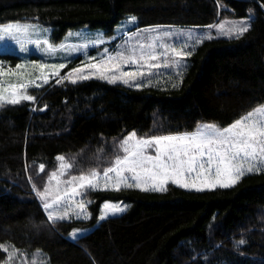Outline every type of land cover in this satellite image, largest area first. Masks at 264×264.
Returning a JSON list of instances; mask_svg holds the SVG:
<instances>
[{
  "label": "trees",
  "instance_id": "obj_1",
  "mask_svg": "<svg viewBox=\"0 0 264 264\" xmlns=\"http://www.w3.org/2000/svg\"><path fill=\"white\" fill-rule=\"evenodd\" d=\"M250 13L243 35L194 46L175 81L54 80L35 102L2 105L0 245L8 252L0 249V264H264V169L205 191L88 190L89 219L52 222L37 195L59 156L73 163L68 176L102 172L131 132L147 139L191 133L204 122L223 128L263 107L264 0H0V24L38 21L53 28L55 41L82 26L111 33L128 15L139 27H209ZM0 58L9 66L21 60ZM108 200L127 210L100 222ZM76 228L91 231L72 238Z\"/></svg>",
  "mask_w": 264,
  "mask_h": 264
},
{
  "label": "snow or ice",
  "instance_id": "obj_2",
  "mask_svg": "<svg viewBox=\"0 0 264 264\" xmlns=\"http://www.w3.org/2000/svg\"><path fill=\"white\" fill-rule=\"evenodd\" d=\"M130 19L132 22L136 20L135 17ZM12 27L9 26L5 31H11ZM219 28L224 30V25L220 24ZM248 28V24L242 23L234 26L226 34L239 36L247 32ZM144 31L157 34L145 36L143 40L136 39L135 43L123 50L115 51L114 54L105 48L100 60L89 58L88 64L74 68L64 76H60V70L66 67L64 63L51 66L39 65L41 69L47 68L49 71L47 73L42 71L35 81H30V86L43 87L53 78H58L55 80L57 84L65 80L75 84L81 80L97 78L111 84L122 83L141 87L143 85L138 81L150 84L147 78L157 75L160 68H170L173 65L179 67L181 60L191 55L190 51L161 43L162 40L171 38L172 33L160 34L157 28ZM140 35L141 33H134L129 39L132 40ZM44 43L48 45L45 51L49 54L63 51L66 47L56 48L47 41ZM92 43L95 45L97 41L93 39ZM99 43L104 41L100 40ZM88 47V43H83L71 51L80 52ZM11 87L14 90L6 99V103L17 104L21 100H35L34 96L27 94L23 83ZM0 90L7 92L8 88ZM3 99L0 97V100ZM262 117H264V108H257L223 128L206 124L191 133L154 136L147 139H137L133 132L120 142L124 155L117 156L111 166L102 172L93 169L87 174L68 176L73 163L64 156H59L57 159L60 163L57 170L48 174L47 186L42 191H38L37 195L43 201L42 206L47 211L48 219L55 222L71 218L70 213L80 218L86 206L82 199L77 200V198L82 197L88 190L100 189L101 182L103 190L111 187L117 191L122 186L136 187L143 191H163L166 190L169 182L179 183L180 187H191L198 191L205 190L206 187H232L245 174L258 172L264 168V118ZM148 149H153L154 154H149ZM39 171L44 172V165L39 166ZM65 176H68V179L65 180ZM222 176L228 177L231 182H220L219 178ZM181 179H189L190 183H182ZM124 210L125 207L120 204L105 203L104 212L99 218L105 219ZM73 236H76V233H73ZM0 249L5 253L8 252L3 245H0ZM8 259L10 260L11 256ZM33 264L36 262L33 261Z\"/></svg>",
  "mask_w": 264,
  "mask_h": 264
},
{
  "label": "rangeland",
  "instance_id": "obj_3",
  "mask_svg": "<svg viewBox=\"0 0 264 264\" xmlns=\"http://www.w3.org/2000/svg\"><path fill=\"white\" fill-rule=\"evenodd\" d=\"M131 17L136 18L135 22L131 21L130 19ZM253 19H254V14L250 13L247 17H243V18H228V17L223 18L220 22L214 25L215 27L169 26V25L139 27V18L135 15H128L127 17L122 19L118 24H116L114 31L111 33H106L105 30L99 28H90V27L82 26V27L70 29L66 33L64 38L59 41L53 40L52 27L44 25L43 23H40L38 21H14L8 23H1L0 24V55L2 54L16 55L19 56L21 60L16 66H9L10 60L7 61L0 58V77H1L0 89L8 88L7 92L0 90V97L4 98L3 100H0V105L7 104L6 99L10 97V93L14 90L13 87L11 86L23 83L26 86L27 94L34 96L35 100L34 101L21 100V102L23 101L35 102L37 99V93L43 90L44 88H46L52 81L58 79V78L51 79L50 83L45 84L43 87L37 88L30 86V81H35L36 77L40 75L42 71L45 73L49 71V69L47 68L41 69L40 67H38L39 65L51 66L54 64L64 63L66 64V67L60 70V76H64L70 70L88 64L89 58H94V60L96 61L100 60L101 57L104 55L105 48H107L110 53L114 54L115 51L123 50L128 45L135 43L136 39L143 40L145 36H152L157 34V33H148L144 31L145 29H149V28H157V31L160 34L164 32L172 33L171 38L162 40L161 43L173 45L178 49H183L184 51H190L194 46L202 43L203 41L210 40L207 38L208 36H211L212 37L211 39H215V38L233 39L241 36V35L237 36L235 34L230 35L226 33H228V31L232 29L234 26L242 23L248 24L249 25L248 30H249L251 28ZM220 24L224 25V30H221L219 28ZM9 26H13L12 30L5 31L6 29L9 28ZM17 28H19L20 30L17 31L16 30ZM134 33H141V35L137 38L130 40L129 38L133 37ZM88 37H90L91 39H86ZM93 39L97 41L95 45H93L92 43ZM100 40H103L104 43H99ZM37 41L39 43H37ZM44 41H47L48 44H51L56 48H60L61 46H66V47H64L63 51H56L53 54H49V52L45 51L48 45H46ZM83 43L89 44V47L86 50L80 52L71 51V49ZM188 57L189 55L181 60L179 67L173 65V67L170 68H160L158 70L157 75L147 78L150 80V84L177 80V77L181 75L182 71L188 64ZM93 79H97V78L81 80L78 81L77 83H82ZM98 80L106 81L104 79H98ZM65 82L68 81L65 80ZM138 83L145 85L143 81H138ZM116 84H122V83H116ZM125 86H129V85H125ZM129 87H135V86H129ZM1 107L2 106H0V108ZM260 108H264V106ZM206 124H213L216 125L217 127H220L215 123H206V122L199 124L198 127H202L203 125ZM176 135H180V134H176ZM136 138L145 139L137 134H136ZM120 152L122 153L121 156H123L124 153L121 148H120ZM148 152L149 154H154L153 149H148ZM263 169L264 168H262L261 170ZM64 179L65 180L68 179V176H65ZM212 179H216V178L212 177ZM219 179L220 182H231L229 178L226 176H222ZM180 182L190 183V180L181 179ZM170 184L179 186V183L169 182L167 183L166 188ZM182 188L190 191H198L195 188H191V187H182ZM217 188H228V187H218V186L214 188L206 187L205 190H212ZM100 189H103L102 182ZM81 199L83 200V203L86 206L84 214H82L80 218H77L75 215L70 213L71 218L66 220L89 219L90 214L88 212V200L85 198V193L83 194L82 197L77 198V200H81ZM105 203L120 204L122 207H125V210L123 212L114 216L123 214L128 207L127 204L124 202L121 201L116 202V201L108 200L102 204L101 215L104 212ZM109 217H113V216L109 215L107 218L100 219L99 221L101 222L103 220L108 219ZM90 231H91L90 228H76L71 235L72 238H76L85 235ZM73 233H76V236H73Z\"/></svg>",
  "mask_w": 264,
  "mask_h": 264
}]
</instances>
